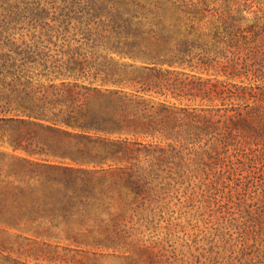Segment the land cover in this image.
<instances>
[{"label":"trees","instance_id":"16d2710c","mask_svg":"<svg viewBox=\"0 0 264 264\" xmlns=\"http://www.w3.org/2000/svg\"><path fill=\"white\" fill-rule=\"evenodd\" d=\"M62 2L28 3L14 17L0 18V126L14 149L30 156L14 155L21 167L12 174L23 177L30 166L29 176L107 173L111 168L102 165H122L126 158L117 153L125 149L187 139L195 133L184 127L180 113L188 107L181 105L201 96L212 100L203 83L241 77V66L264 44V0ZM255 2L260 10H253ZM24 28L30 41L14 36ZM54 37L66 39L59 46ZM86 47L92 60L82 52ZM112 53L130 60L116 61ZM100 147L116 151L90 152ZM41 184L67 195L70 205L73 196L121 190L92 179ZM40 214H29L28 230L52 238L36 224ZM20 215L12 214L11 224H19ZM222 250L229 253L224 264H264V239L226 243Z\"/></svg>","mask_w":264,"mask_h":264},{"label":"rangeland","instance_id":"374dc122","mask_svg":"<svg viewBox=\"0 0 264 264\" xmlns=\"http://www.w3.org/2000/svg\"><path fill=\"white\" fill-rule=\"evenodd\" d=\"M39 1L63 3L0 0V18L14 17L18 8L22 11ZM262 6L255 2L253 10ZM31 35L24 28L14 36L30 41ZM65 39L53 41L60 46ZM82 52L92 60L87 47ZM110 56L130 60L118 53ZM241 67V77L219 76L203 83L212 100L201 96L181 105L188 110L180 118L194 135L177 141L153 139L150 147L118 152L126 158L124 163L102 165L111 168L107 173L29 176L30 166L24 177L12 174L21 167L14 155L30 156L15 150L8 140L10 132L0 126V264H224L229 255L222 250L226 243L263 240L264 44ZM216 82L221 95L213 91ZM114 151L100 147L90 152ZM36 157L40 156L32 158ZM47 178L92 179L98 186L121 190L73 196L70 205L62 192H47L41 184ZM31 212L41 213L36 224L52 238L28 230ZM14 213L24 215L17 225L9 220Z\"/></svg>","mask_w":264,"mask_h":264}]
</instances>
